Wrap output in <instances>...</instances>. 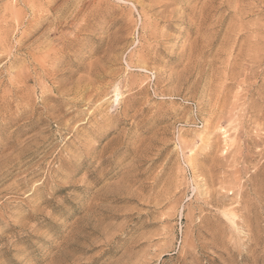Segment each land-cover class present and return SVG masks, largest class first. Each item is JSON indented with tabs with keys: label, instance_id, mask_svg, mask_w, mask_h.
Masks as SVG:
<instances>
[{
	"label": "rangeland",
	"instance_id": "rangeland-1",
	"mask_svg": "<svg viewBox=\"0 0 264 264\" xmlns=\"http://www.w3.org/2000/svg\"><path fill=\"white\" fill-rule=\"evenodd\" d=\"M0 264H264V0H0Z\"/></svg>",
	"mask_w": 264,
	"mask_h": 264
}]
</instances>
